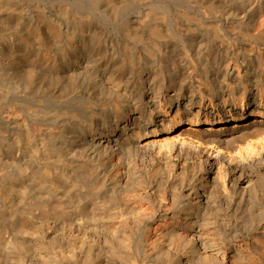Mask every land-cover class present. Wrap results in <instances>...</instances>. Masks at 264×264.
<instances>
[{
    "label": "bare ground",
    "instance_id": "6f19581e",
    "mask_svg": "<svg viewBox=\"0 0 264 264\" xmlns=\"http://www.w3.org/2000/svg\"><path fill=\"white\" fill-rule=\"evenodd\" d=\"M0 264H264V0H0Z\"/></svg>",
    "mask_w": 264,
    "mask_h": 264
},
{
    "label": "rangeland",
    "instance_id": "374dc122",
    "mask_svg": "<svg viewBox=\"0 0 264 264\" xmlns=\"http://www.w3.org/2000/svg\"><path fill=\"white\" fill-rule=\"evenodd\" d=\"M224 6H229V5H224ZM222 7H223V5H222ZM133 17V18H132ZM134 20H137V15L136 14H132L131 15V18L129 19V23H128V25H134V23H136V21H134ZM99 27H102V26H100L99 25ZM103 28V27H102ZM111 29L112 28H105V30L109 33V36H118V34L117 33H114L113 34V31H111ZM24 34H26V32H24ZM41 34L42 35H45V32H41ZM175 41V40H174ZM79 45H77V47H78ZM101 50H102V48H101ZM54 55H55V60H53V61H50L49 63H47V62H43V61H38V62H35L34 61V58L32 57V66H34L35 68H39V64H42V66L41 67H43V68H41L42 70H37V69H35L34 70V73H35V77L37 76V77H42V80H40L41 81V85L43 86V87H46L47 88V86L48 85H52V86H55L54 85V79H56V80H58V83H61V84H63L65 81L62 79V77L64 76V73L68 70V68L70 67V64H62L61 62H63L64 60V56H63V53H58L57 51H55L54 50ZM57 60V61H56ZM61 61V62H60ZM54 63H55V65H54ZM58 63V64H57ZM44 64V65H43ZM56 64H57V66H56ZM103 65V64H102ZM60 68V69H59ZM42 71V72H41ZM43 71H45V72H43ZM48 72V73H47ZM63 74H62V73ZM40 73V74H39ZM49 74V75H48ZM50 74H53L54 76H50ZM44 75V76H43ZM126 77V78H125ZM51 78H53V79H51ZM127 80H129L128 79V77L127 76H123V79L121 80V84L122 85H126V86H130V82L129 81H127ZM57 82V81H56ZM50 83V84H49ZM52 83V84H51ZM45 89V88H44ZM61 104H59V106L58 105H52V104H50V102L48 101V103L47 102H44L43 104H41V106L42 107H44V108H47V109H45L48 113H53L54 111V113L53 114H57V112L58 111H60L61 109H63V108H65L66 106H68V105H65V104H62L61 106H60ZM47 106V107H46ZM32 108H35V104L32 102ZM51 110V111H50ZM53 110V111H52ZM238 240H241V239H238ZM232 244H230L228 247L229 248H232ZM234 251V250H233ZM235 253H236V255H238L239 257H243V255L244 254H242L239 250H237L236 248H235Z\"/></svg>",
    "mask_w": 264,
    "mask_h": 264
}]
</instances>
